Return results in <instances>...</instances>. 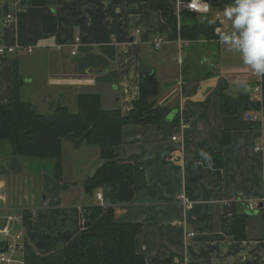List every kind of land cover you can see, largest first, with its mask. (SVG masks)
<instances>
[{"label":"crops","instance_id":"obj_1","mask_svg":"<svg viewBox=\"0 0 264 264\" xmlns=\"http://www.w3.org/2000/svg\"><path fill=\"white\" fill-rule=\"evenodd\" d=\"M168 1L179 25L216 24L215 35L181 38L180 48V37H171L155 8L160 0L136 4L138 13H130L127 0H57L54 6L0 0V46L34 48L0 54V102L9 100L19 73L22 98L41 113L53 112L57 105L70 108L80 94L97 93L104 109L127 115L140 96L142 75L154 73L159 91L153 99L169 110L162 126L123 129L115 151L118 161L135 166V196L129 203H119L111 186L85 190L86 179L103 163L96 146L84 143L67 165L70 144L65 141L61 180L43 166L38 172L31 169L39 163L32 161L27 168L19 156L0 158L5 206L0 227L8 213L23 209L27 237L17 259L24 264H64V248L80 242L83 209L97 204L116 209L120 221L141 224L136 247L146 264H264V209L249 216L246 240H235L223 228L229 203L241 212L245 204L264 203V76L261 96L255 99L258 76L218 38L217 28L232 30L223 17L232 0H208L210 12L205 14L188 11L184 5L191 0ZM9 12L15 20L7 25L2 19ZM48 16L57 19L52 33L43 27ZM158 34L166 39L160 50L152 45ZM76 37L81 46L73 55ZM238 81L246 82V88ZM224 96L235 100L226 103L234 113L223 112ZM225 130L231 134L228 145ZM202 151L208 157L221 154L223 164H207ZM21 175L37 183L34 189L23 188ZM181 193L190 200L186 206Z\"/></svg>","mask_w":264,"mask_h":264},{"label":"trees","instance_id":"obj_2","mask_svg":"<svg viewBox=\"0 0 264 264\" xmlns=\"http://www.w3.org/2000/svg\"><path fill=\"white\" fill-rule=\"evenodd\" d=\"M147 0H127L130 13H138L136 4ZM57 0H20L23 6H54ZM161 11L172 30L173 39L198 40L213 37L216 24L179 25L178 16L168 0H160L155 7ZM46 33L57 28L55 16L43 20ZM21 80L16 74L15 82L7 102H0V149L6 143L12 156L27 157L31 160L53 162L56 179L63 177V143L65 137L74 133L79 138L92 128L84 143L100 149L102 165L85 181V190L94 191L111 186L116 191L119 203H129L135 196V166L130 162L118 161L116 147L123 142V129L131 124L162 126L166 123L168 108L159 106L153 99L159 91V83L154 73L142 75L140 96L133 102L131 111L124 115L120 109H104L101 95L80 94L77 111L66 105H57L52 113H41L31 102L21 96ZM234 101L224 96L223 112L234 113L236 109H226V103ZM175 121V120H174ZM177 121V120H176ZM223 142H231L230 131L225 130ZM207 164L221 166L223 156L211 153ZM249 214L231 204L226 211L223 228L235 240L247 239ZM141 228L139 223H127L118 219L116 209L93 205L83 209L81 239L78 244L64 248V264H146L145 257L137 251L136 239Z\"/></svg>","mask_w":264,"mask_h":264},{"label":"clouds","instance_id":"obj_3","mask_svg":"<svg viewBox=\"0 0 264 264\" xmlns=\"http://www.w3.org/2000/svg\"><path fill=\"white\" fill-rule=\"evenodd\" d=\"M191 8L207 12V7H198L195 3ZM223 17L231 22V31L220 28L216 33L220 42L230 51L238 52L242 63L251 71L264 76V0H232L223 9ZM241 88H246V82L238 81ZM201 155L210 159L203 151Z\"/></svg>","mask_w":264,"mask_h":264},{"label":"built area","instance_id":"obj_4","mask_svg":"<svg viewBox=\"0 0 264 264\" xmlns=\"http://www.w3.org/2000/svg\"><path fill=\"white\" fill-rule=\"evenodd\" d=\"M20 1V0H19ZM195 3L198 7H207V12H201L196 9L190 7L191 4ZM184 7L196 14H205L210 12V3L208 0H191ZM15 20V13L9 12L7 13L2 21L4 24H11ZM166 39L163 35L158 34L152 40V45L156 50H160L162 46L165 44ZM178 43L180 48L183 47L184 43L181 38L178 39ZM81 46V38L76 37L71 44V53L76 55ZM34 48L32 46H25L20 44H15L12 46H0V54L2 55H13L19 52H33ZM255 76H258L254 74ZM258 80L255 82L253 86V97L255 99H259L262 93V84H261V76H258ZM178 137L174 136L173 140H177ZM100 199H102V194L98 193ZM180 202L186 206L190 203L189 198L186 194L181 193L179 195ZM258 202L255 204H249L251 209H254L258 206ZM230 203L227 205L230 207ZM5 212V206L2 202V197L0 198V219ZM22 213L23 209L19 208L16 213H8L6 215V224L0 227V236H4V240H0V264H24L23 261L17 259V254L21 252L25 247L26 240V231L21 225L22 222ZM194 236V233L190 234Z\"/></svg>","mask_w":264,"mask_h":264},{"label":"rangeland","instance_id":"obj_5","mask_svg":"<svg viewBox=\"0 0 264 264\" xmlns=\"http://www.w3.org/2000/svg\"><path fill=\"white\" fill-rule=\"evenodd\" d=\"M70 109L72 110V111H77V105L75 104V105H72V106H70ZM48 114L49 113H52V111L51 112H47ZM68 144H70V145H66V149H65V160H66V164L68 165L69 164V162H70V159H72L71 158V155H73L74 154V152H78V150L81 148V146L84 144H82L79 148H75L74 147V145L72 144V143H68ZM85 145V144H84ZM8 146H9V144H4L3 146H2V148L0 149V158L2 159V160H5L6 158H9V157H11L12 155L9 153V151H8ZM81 151H79V152H82V149H80ZM17 158H19V160L23 163V165L25 166V167H27L28 168V165H29V163L30 162H34V163H39L38 165H32L31 166V169L33 170V171H39V170H43L44 168L43 167H45V169L48 171V172H53V162L52 161H46V160H36V159H33V160H31V158H27V157H17ZM41 166H43V167H41ZM21 177V180H22V186H23V188H24V186H25V189L26 190H30V189H34V187L37 185V183H33V182H31L30 180H29V178H28V176L27 175H21L20 176Z\"/></svg>","mask_w":264,"mask_h":264},{"label":"water","instance_id":"obj_6","mask_svg":"<svg viewBox=\"0 0 264 264\" xmlns=\"http://www.w3.org/2000/svg\"><path fill=\"white\" fill-rule=\"evenodd\" d=\"M97 71L98 70H95V69L88 70L89 73H96ZM91 130L92 128H89L79 138H77L74 133H71L67 135L64 140L66 142L72 143L75 148H79L84 143L85 139L87 138ZM244 208H245V211H244L245 213L249 214L250 216H255V215H258L262 209H264V203L260 202L258 206L254 209H251L249 204H245ZM0 240H4V236H0Z\"/></svg>","mask_w":264,"mask_h":264}]
</instances>
